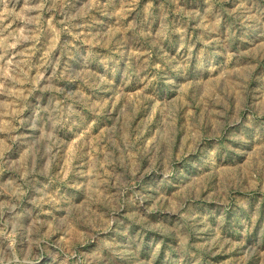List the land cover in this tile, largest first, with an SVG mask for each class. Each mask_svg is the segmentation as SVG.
<instances>
[{"label": "rangeland", "instance_id": "374dc122", "mask_svg": "<svg viewBox=\"0 0 264 264\" xmlns=\"http://www.w3.org/2000/svg\"><path fill=\"white\" fill-rule=\"evenodd\" d=\"M0 264H264V0H0Z\"/></svg>", "mask_w": 264, "mask_h": 264}]
</instances>
